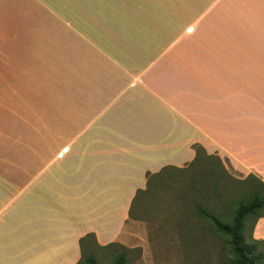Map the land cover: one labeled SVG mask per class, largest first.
Masks as SVG:
<instances>
[{
  "label": "crops",
  "instance_id": "0c3cea01",
  "mask_svg": "<svg viewBox=\"0 0 264 264\" xmlns=\"http://www.w3.org/2000/svg\"><path fill=\"white\" fill-rule=\"evenodd\" d=\"M240 2L0 0V264L112 245L196 149L264 183V0Z\"/></svg>",
  "mask_w": 264,
  "mask_h": 264
},
{
  "label": "rangeland",
  "instance_id": "374dc122",
  "mask_svg": "<svg viewBox=\"0 0 264 264\" xmlns=\"http://www.w3.org/2000/svg\"><path fill=\"white\" fill-rule=\"evenodd\" d=\"M224 1L241 6L242 0ZM257 29L258 34L264 36V25ZM202 158V165L166 170L152 180L149 189L132 201L119 238L106 248L89 240L86 253H91L99 264H112L119 254L125 255L126 264H233L227 238L213 232L198 214L195 202L203 200L206 204L207 199L215 204V212L223 217L231 212L233 201L243 186L238 182L246 176L219 158L235 181L227 186L220 198H216L211 193L212 183L214 180L219 181L220 186L226 183L219 173L211 176L202 173L211 168L217 170L218 166L215 159ZM192 180L200 193L192 190ZM253 223L252 218L245 222L243 234L247 242L253 239ZM259 250L264 254L262 247Z\"/></svg>",
  "mask_w": 264,
  "mask_h": 264
},
{
  "label": "trees",
  "instance_id": "16d2710c",
  "mask_svg": "<svg viewBox=\"0 0 264 264\" xmlns=\"http://www.w3.org/2000/svg\"><path fill=\"white\" fill-rule=\"evenodd\" d=\"M202 157L207 160L215 159L217 161V170L211 168L208 169V172L206 170L202 171V173H209L210 176L219 173L224 178L226 185L222 184L220 186L219 181L214 180L211 187V193L216 198H220L223 192L228 189L227 186L230 187L231 182L235 180L227 172L219 157L208 156L204 152L201 153L200 149H196V158L192 166L202 165ZM238 183L243 185L239 189L240 195L233 201L231 212L225 214L223 217L215 212V204L209 202L207 199L206 204L203 200L195 202V207L198 214L207 221L213 232L227 238L228 245L233 254V264H264V254L259 250V247L264 249V242L254 239L251 242H247L243 234L247 219L252 218L254 226L259 218L264 217V183L252 174L246 176ZM190 185L193 191L197 193L201 192L197 189L193 180ZM149 186L150 184L148 183L144 190H138L136 197L138 194L145 193L149 189ZM240 190H243V194ZM89 240H92L96 244L93 235H87L80 241L82 257L78 264H83V262L84 264H99L91 253H86L87 247H89V243L87 244ZM112 264H126L125 255H117Z\"/></svg>",
  "mask_w": 264,
  "mask_h": 264
}]
</instances>
